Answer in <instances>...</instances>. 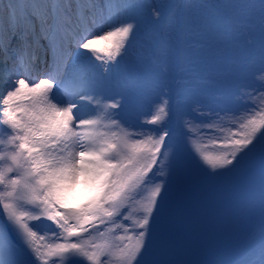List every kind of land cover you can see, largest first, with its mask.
<instances>
[{
  "label": "snow or ice",
  "instance_id": "obj_1",
  "mask_svg": "<svg viewBox=\"0 0 264 264\" xmlns=\"http://www.w3.org/2000/svg\"><path fill=\"white\" fill-rule=\"evenodd\" d=\"M145 7L153 6L0 0V264H169L157 253L181 243L173 185L180 201L199 186L185 171L180 144L167 143L175 137L170 90L142 123L123 117L141 68L167 88V77L185 65L236 64L251 52L264 64V0L160 5L148 56L129 67ZM166 7L174 12L166 16ZM261 76L264 87V67ZM247 95L252 106L233 113L235 130L207 144L191 141L207 180L260 158L261 238L224 264H264V92L258 100ZM80 175L92 195L71 207L66 185ZM41 220L56 230L41 232L33 224Z\"/></svg>",
  "mask_w": 264,
  "mask_h": 264
},
{
  "label": "rangeland",
  "instance_id": "obj_2",
  "mask_svg": "<svg viewBox=\"0 0 264 264\" xmlns=\"http://www.w3.org/2000/svg\"><path fill=\"white\" fill-rule=\"evenodd\" d=\"M169 1L132 0L134 3H144L153 7L151 9L145 7L142 10L143 27L126 58L129 67L135 64L139 57L148 56V42L157 27L151 22L155 9L160 5L169 6ZM4 2L6 3L7 0ZM224 2L225 0H185V3L193 5ZM256 2L258 3V0ZM177 4H181V0H178ZM164 10L166 16L174 12L171 7H166ZM212 11L203 8L193 9V12L204 15H211ZM174 19H180L178 13ZM2 57L3 55L0 54V58ZM145 63L149 61L146 60ZM11 64L12 61L7 65L11 66ZM262 67L264 64L258 52L240 57L236 64L225 60L222 63L185 65L184 70L176 69L167 77V88L161 87L160 82L148 68L140 69L141 76L132 93V105L123 118L129 124H140L146 118H150L146 117V114L155 109V105L163 98L162 92H169L175 80V95L172 98H174L176 125L173 128L168 125L174 131L175 137L173 141L167 143L180 144V156L185 164V171L191 182L199 186L198 190L185 194L182 201L178 200L174 185L171 193L172 201L177 204L181 217L179 227L183 239L178 248L181 264H192L199 249L206 251L208 259L216 260V264L222 260L242 259L261 238L262 176L251 174L234 180L235 172L223 174V170H219L221 175L214 180H207L202 171V169L207 170V166L203 165L192 151L191 141L207 144L210 139L223 136L229 128H233V124L236 123L233 113H240L252 106L247 94L256 96L258 100L260 94L264 92V87L260 83ZM129 78H135V73ZM4 90L6 91V87ZM209 150L215 151V149ZM167 171L165 169V172ZM82 180L81 184L86 181ZM155 182H160L159 178H156ZM85 184L84 186L88 188V183ZM190 193H194L201 202L208 203L214 210L215 217L189 203L187 196ZM83 194L85 195L81 197L82 202L74 198V207L82 206L88 200L89 195L85 192ZM144 194L146 195V192ZM33 224L41 232L56 230L55 225L52 229L45 230L39 223L33 222ZM190 228L191 230H188Z\"/></svg>",
  "mask_w": 264,
  "mask_h": 264
},
{
  "label": "bare ground",
  "instance_id": "obj_3",
  "mask_svg": "<svg viewBox=\"0 0 264 264\" xmlns=\"http://www.w3.org/2000/svg\"><path fill=\"white\" fill-rule=\"evenodd\" d=\"M10 62H11V60H8L7 64H9ZM4 87H6V86H3V88ZM81 178L86 180L84 178V176L80 175L76 180H74V181L70 180L67 182V185H66L67 186L66 203L71 207H74V205H73L74 198L78 199L79 202L82 200L81 199L82 195H85V194H83V192H85L86 195H89V196L92 195V190H91L90 184L86 181L83 184H81V180H82ZM84 180H82V181H84ZM85 183H88V188H86L84 186V185H86ZM205 208H206V206H205ZM194 225L196 226L197 224H194ZM188 230H191V228ZM173 253H175V249H174ZM199 258H200V255L198 256L197 263L193 262V264H199L198 263ZM173 264H178V260L176 259V256H175V260H174Z\"/></svg>",
  "mask_w": 264,
  "mask_h": 264
}]
</instances>
